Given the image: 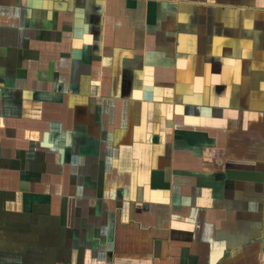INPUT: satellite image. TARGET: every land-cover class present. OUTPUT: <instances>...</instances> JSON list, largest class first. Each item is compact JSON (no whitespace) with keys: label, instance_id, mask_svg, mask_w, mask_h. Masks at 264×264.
<instances>
[{"label":"crops","instance_id":"1","mask_svg":"<svg viewBox=\"0 0 264 264\" xmlns=\"http://www.w3.org/2000/svg\"><path fill=\"white\" fill-rule=\"evenodd\" d=\"M0 264H264V0H0Z\"/></svg>","mask_w":264,"mask_h":264},{"label":"rangeland","instance_id":"2","mask_svg":"<svg viewBox=\"0 0 264 264\" xmlns=\"http://www.w3.org/2000/svg\"><path fill=\"white\" fill-rule=\"evenodd\" d=\"M2 80L3 79H1V82H2ZM58 80L59 79H57V78H49V79H46V82H48V84L50 85V88H53L54 86L57 85ZM59 81H60V83L62 82V80H59Z\"/></svg>","mask_w":264,"mask_h":264}]
</instances>
